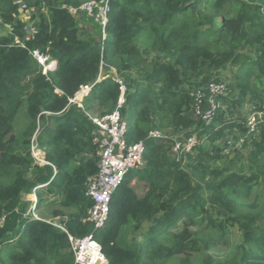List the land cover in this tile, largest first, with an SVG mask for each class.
I'll return each mask as SVG.
<instances>
[{"label": "trees", "instance_id": "1", "mask_svg": "<svg viewBox=\"0 0 264 264\" xmlns=\"http://www.w3.org/2000/svg\"><path fill=\"white\" fill-rule=\"evenodd\" d=\"M24 1L48 11L33 16L32 37L14 0H0V26L10 28L0 34V264H76L68 233L92 232L108 264H264V210L252 202L264 188V123L248 134L243 110L248 101L264 110V0H109L104 41L99 24L70 11L91 0ZM34 50L57 63L44 73ZM102 63L127 79L128 140L143 142L146 152L144 166L130 170L115 191L106 226L94 230L86 191L102 144L91 117L112 112L120 95L112 77L95 83ZM226 66L237 67L228 84L237 95L223 98L205 125L191 92L221 81L214 76ZM86 84L93 87L84 108L70 104ZM153 129L164 136L151 137ZM35 134L50 165L32 156ZM180 134L200 139L193 152H174ZM240 136L241 147L251 149L226 157V138ZM54 167L35 210H52L68 233L49 216L28 213L33 202L26 195L49 181ZM135 182L143 183L142 193ZM234 226L242 242L226 261L203 256Z\"/></svg>", "mask_w": 264, "mask_h": 264}, {"label": "built area", "instance_id": "2", "mask_svg": "<svg viewBox=\"0 0 264 264\" xmlns=\"http://www.w3.org/2000/svg\"><path fill=\"white\" fill-rule=\"evenodd\" d=\"M14 3L24 12L29 10L24 0H14ZM70 11L81 19H84V17L93 19L101 27V40L104 41L106 39V29L110 14L109 0H91L85 2L79 8L71 7ZM25 31L33 37L38 32L35 22L31 21L28 23ZM32 55L43 66L44 73H47L57 63L50 55L44 54L39 50H34ZM103 69L102 63L99 77L95 83L106 77H112L114 82L120 87V95L116 107L112 112L91 117L92 121L97 125L98 136L102 144L98 173L89 178L86 191L87 196L93 201L92 207L88 210V220L93 225L94 230H100L106 226L115 191L122 184L126 174L130 170L144 166L146 152L143 142L130 143L128 140L129 125L122 114V110L127 103V93L129 92L126 77L121 75L114 67L106 71V74H103ZM228 84L225 80H212L201 87L195 88L191 92L195 116L204 122L205 125L212 123L218 109L222 106L223 97L228 92ZM92 87V84L82 85L77 93L69 99V103L84 108V99L89 95ZM253 104L250 106L246 116L248 134L258 131L260 125L264 123V110H261L257 104ZM150 136L154 138L163 137L164 133L159 129H153L150 132ZM173 138L174 152L179 155L193 152L195 147L200 143L197 135L185 137L183 134H180ZM244 141V136H240L236 141L226 138L225 144L229 145L226 148L227 153L230 148L242 146ZM31 152L36 163L41 166L50 165V162L46 159L45 150L37 141L36 134L31 140ZM56 174L57 168L54 167L52 178L34 188L31 211H34L37 203V191L47 187ZM31 211L28 213H31ZM35 217L38 218L36 215ZM4 221L5 218L3 217L1 223ZM47 221L68 233L65 225L61 222L53 219ZM68 235L76 264H108V259L103 253L102 246L95 237L94 232L84 237H74L70 233Z\"/></svg>", "mask_w": 264, "mask_h": 264}, {"label": "rangeland", "instance_id": "3", "mask_svg": "<svg viewBox=\"0 0 264 264\" xmlns=\"http://www.w3.org/2000/svg\"><path fill=\"white\" fill-rule=\"evenodd\" d=\"M47 8L45 6H42L40 7V9H33V8H30L28 11H21L22 12V18L23 20L26 22V24L30 23L31 21L35 22V20H33V16H39L40 12H43L44 14H47ZM94 25H90V24H87L86 27H87V30L88 31H93L92 27ZM10 28L5 26V25H1L0 26V34L1 33H6V32H9ZM101 34V32H100ZM141 47L144 49V50H147V43L146 41L143 39L140 43ZM146 58L148 59V61H151L153 58H154V55L150 52H146ZM237 72V67L235 66H226L224 67L219 73H216L214 77H219L220 79L222 80H225L226 83H229V87L231 86V83L233 82V78H234V74ZM103 74H106V70L105 68L103 69ZM261 94L263 95L264 97V86L261 87ZM236 91L232 92L231 89H228V92L226 93V95H224L223 98H235L236 96ZM252 100V99H250ZM255 104V103H254ZM253 104V105H254ZM252 104L248 101L247 104L245 105V107L243 108L244 112L248 113V110L250 108ZM26 108H24L21 112V115L18 117L17 119V132L18 133H21V131H23V128L25 126V113H26ZM98 114H93L92 116H97ZM251 146L248 145L247 148H242L241 146H236L234 148H230L228 149L229 152L227 153V156L226 157H233L235 152H237L238 150L240 149H243L242 151L244 153H247L251 148ZM135 186L138 187V189L140 190V192L142 193V190H143V183L141 182H135L134 183ZM46 188H42L43 189V192L46 191ZM256 196V197H255ZM32 193L31 194H28L26 195V199L27 200H32ZM255 197V198H254ZM33 202V201H32ZM252 202H255L257 203V206H258V209H263L264 210V188L258 190L254 196H253V200ZM31 208H32V205H31ZM31 208H30V211H31ZM51 212L52 210L50 209H47L46 207H42L41 208V211H36L34 209V211L32 210L31 213L33 216H38V217H43V216H49V218L53 219V220H57L59 222H61V220L59 218H52L50 217L51 216ZM242 242V233L241 231L238 229L237 226H234L232 227V230H231V233L227 236L226 240H224L220 245L214 247V248H211V249H207L206 250H203L204 253H203V256H211V260H215V261H218V262H224L227 260L229 254L231 252H233L237 246ZM210 260V261H211Z\"/></svg>", "mask_w": 264, "mask_h": 264}, {"label": "crops", "instance_id": "4", "mask_svg": "<svg viewBox=\"0 0 264 264\" xmlns=\"http://www.w3.org/2000/svg\"><path fill=\"white\" fill-rule=\"evenodd\" d=\"M85 18V17H84ZM86 19V18H85ZM88 19V18H87ZM84 21H86V23L87 24H90L91 25V22H89V20H84ZM84 21H82V22H84ZM92 26V25H91Z\"/></svg>", "mask_w": 264, "mask_h": 264}]
</instances>
